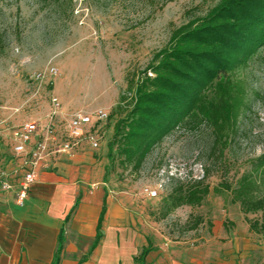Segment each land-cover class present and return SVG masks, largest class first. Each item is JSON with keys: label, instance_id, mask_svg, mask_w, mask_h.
<instances>
[{"label": "rangeland", "instance_id": "rangeland-1", "mask_svg": "<svg viewBox=\"0 0 264 264\" xmlns=\"http://www.w3.org/2000/svg\"><path fill=\"white\" fill-rule=\"evenodd\" d=\"M220 1L0 0V171L13 158L9 128L31 120L46 123L55 109L52 96L59 99L62 123L77 110L111 113L124 94L128 104L131 75L152 62L173 29ZM52 66L58 69L55 76L48 73ZM39 72H47L43 81L34 78ZM149 75H154L151 70ZM233 76L245 81L250 107L240 117L238 134L230 136L219 155L210 154L211 127L189 123L166 136L134 171L116 150L110 156L117 115L101 123L97 148L84 142L75 151H90L104 171L108 191L145 223L154 243L161 240L164 247L187 251L192 264H218V252L236 238L252 252L246 264H264V238L251 232L247 221L262 212L246 215L230 192L216 190L224 181L235 187L264 153V45ZM207 168L211 191L203 203L183 205L163 218L171 188L205 178ZM146 186L159 187L158 196H148ZM199 217L202 222L191 230Z\"/></svg>", "mask_w": 264, "mask_h": 264}, {"label": "trees", "instance_id": "trees-1", "mask_svg": "<svg viewBox=\"0 0 264 264\" xmlns=\"http://www.w3.org/2000/svg\"><path fill=\"white\" fill-rule=\"evenodd\" d=\"M264 45V0H221L205 15L190 18L173 29L168 44L155 53L152 62L128 79L127 91L109 118L118 116L109 141L110 156L120 157L123 164L139 171L147 156L177 127L207 123L214 137L210 154L219 155L229 138L239 132V120L249 108L244 80L233 74L246 65ZM149 70L154 75H149ZM114 160V157H112ZM171 188L163 209V218L183 205H201L210 193L206 177ZM218 192H230L232 202L242 212H262L249 219L251 232L264 238V153L254 168L244 173L235 187L224 181ZM107 211L103 204L93 250L102 238V222ZM68 219V218H67ZM198 218L189 228L196 229ZM65 241L59 235L54 264H59ZM152 247L146 246L136 257L138 264L147 262Z\"/></svg>", "mask_w": 264, "mask_h": 264}, {"label": "crops", "instance_id": "crops-1", "mask_svg": "<svg viewBox=\"0 0 264 264\" xmlns=\"http://www.w3.org/2000/svg\"><path fill=\"white\" fill-rule=\"evenodd\" d=\"M11 149L13 158L7 170L20 180L24 174L21 158L12 144ZM16 199V191L0 188V264H54L62 230L65 241L59 264H138L136 257L149 245L148 263L192 264L193 256L187 251H174L168 243L164 247L161 240L153 242L145 223L136 220L124 201L108 191L104 171L90 151L49 153L36 171L24 205ZM105 201L103 235L90 251ZM241 241L236 238L226 243L217 263L246 264L252 252L243 249Z\"/></svg>", "mask_w": 264, "mask_h": 264}, {"label": "built area", "instance_id": "built-area-1", "mask_svg": "<svg viewBox=\"0 0 264 264\" xmlns=\"http://www.w3.org/2000/svg\"><path fill=\"white\" fill-rule=\"evenodd\" d=\"M48 73L51 76L57 75V67H50ZM46 75L47 72H39L34 78L43 81ZM51 101L55 109L48 115L46 123L31 120L8 129L10 143L15 154L21 158V169L24 174L22 179L16 180L9 171L1 170L0 188L5 191H16L19 205H24L29 190L36 181V171L49 153L72 155L83 141H89L94 148H97L100 144L98 135L100 125L110 117V112L103 109H97L93 113L77 110L69 115L65 123H62L63 112L60 109L59 99L52 96ZM1 128L0 134H2ZM144 192L150 197H156L159 187L146 186Z\"/></svg>", "mask_w": 264, "mask_h": 264}]
</instances>
